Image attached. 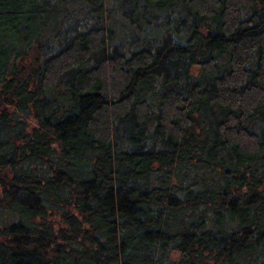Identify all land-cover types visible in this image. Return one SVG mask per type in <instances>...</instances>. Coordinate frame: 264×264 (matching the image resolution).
I'll list each match as a JSON object with an SVG mask.
<instances>
[{
  "label": "trees",
  "instance_id": "trees-1",
  "mask_svg": "<svg viewBox=\"0 0 264 264\" xmlns=\"http://www.w3.org/2000/svg\"><path fill=\"white\" fill-rule=\"evenodd\" d=\"M104 3L0 0V264H264V0Z\"/></svg>",
  "mask_w": 264,
  "mask_h": 264
},
{
  "label": "rangeland",
  "instance_id": "rangeland-1",
  "mask_svg": "<svg viewBox=\"0 0 264 264\" xmlns=\"http://www.w3.org/2000/svg\"><path fill=\"white\" fill-rule=\"evenodd\" d=\"M113 2H114V0H105V3H104L105 8L103 9V11L105 12V16L107 17L108 21L113 19L111 16H109V12L113 11V9L116 6ZM119 19L114 18L112 23H113V25L116 24V25H114V27H115L117 33H119L118 31L124 33L125 29L129 28L127 26L128 24H126V26H125L123 17H120ZM171 257H173L174 260L180 259L179 254H177V253L172 254Z\"/></svg>",
  "mask_w": 264,
  "mask_h": 264
}]
</instances>
